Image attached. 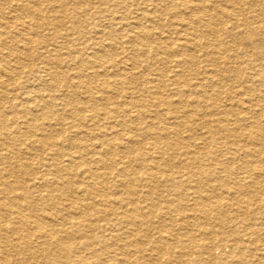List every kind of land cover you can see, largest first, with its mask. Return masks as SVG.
Instances as JSON below:
<instances>
[{"label": "rangeland", "instance_id": "374dc122", "mask_svg": "<svg viewBox=\"0 0 264 264\" xmlns=\"http://www.w3.org/2000/svg\"><path fill=\"white\" fill-rule=\"evenodd\" d=\"M185 1L187 0H24V2L20 0V3L23 2L24 4L32 5L34 8H37L36 10L39 13L35 16L26 12V10H22V8L17 5L19 2L16 0H0V68H7L8 70L10 69L9 71L11 73L14 72L12 73V78L8 76H4L3 78L6 84L4 86L5 89L0 87V111L7 115L6 118H12L10 115L12 112L15 113V117H17L13 120L16 123L11 124L12 122L9 121V126L5 129L6 131L8 129V132L11 133L10 137H5L4 134H1L2 131L0 130V140L8 138L6 141L12 142V144H9L10 147L0 146V152L8 153L13 158L15 157L14 159L18 160V163H29L31 161V163H29L30 166H28L25 171L22 172L18 170L15 171L14 174H10L9 177L6 175L5 177L9 179V181L17 183L19 187H21V190L23 189V192L27 195V201L30 202L34 208L36 207L33 213L26 209L24 210L27 218L25 220L26 222H24V232L32 234L30 237L32 246L25 247V242L27 241L12 234L7 229L4 237H8V240H6V238H0V262H2V264H74V261L71 260H69V262L62 261L64 260L63 257H60L57 262L54 261V257L49 258L44 255V245L42 246L40 244L41 241L37 239L36 230L30 222H32L33 219L38 220L45 218H48L44 220L48 228L55 225L54 227L57 229L61 230L62 228L63 230V232L53 231L51 242L55 243L57 247H61L63 243H66L63 239L76 236V238H74L75 245L67 243L70 244L72 248L73 259H79L80 263L81 261H85V263L82 264L94 263L93 259L95 258L89 257V246L97 250L103 248V254L101 256L104 258L108 257L107 259L109 260L102 261L101 264L105 262L108 263L109 261L116 262L114 252L129 248L133 251H143V249H145L144 252L147 253L144 256L138 253L130 255V257L128 256L130 258V264H196L198 260V264H224V260H229L231 258L232 264H249L250 259L254 257L257 250L252 251L251 249L257 246L248 245L245 250H241L236 244L229 245V243H226L224 240V237L228 239L233 237L232 235L227 237L226 233L223 236V229L226 231L233 226H236L238 229L239 224L233 219L235 212L233 211L234 206L226 209L217 208L216 211H210L212 215H208L206 212V215L210 219V225H206V227H212L216 233L211 235V239H209V236L198 234L203 230L201 227L202 222L200 221V219L204 217L202 212L203 208L207 210L215 209L211 201H202L200 196L207 192L216 205H223L222 207H225L226 201H229V195L224 192L228 188L224 187L223 182L220 181V179L213 178V176L208 177L205 174L194 175L191 169L180 162L183 152L181 149L171 150L170 152L173 153V157L171 158L166 156L167 154H162L165 157L162 160L163 156L160 151L166 152L163 140H157V143L161 146L158 147L153 139H146L142 142L141 139H136L141 138L140 136H135L140 135L142 132V129L137 127H143L147 124H151L154 131H160L162 127L176 126L175 119L167 118V114H164L159 106H152L151 90L145 88V82H157L158 79H162L164 84L167 85L165 90H163L164 95L177 100L180 109L185 108L186 111L192 110V107L195 106L194 98L189 97V93L184 95L183 93H178L174 90V85L168 86L171 80L174 79L176 75H179L178 77L181 80L180 85L183 83L181 85V91L184 92H188L190 89L192 90V84L194 85L195 83L202 82L203 85H209L206 71L211 70L212 64L206 61L208 57L204 55L205 49L202 45H193L194 47H192L193 54H195V64L189 62L182 63L183 59L188 57L182 42L183 40L186 42L189 39L186 34L183 35L182 33L181 35V33L178 32L182 30V23H189L192 28L197 27L200 33H202V30H204L203 27H205L202 22L206 23L210 21L212 27L220 28V31L217 33L218 35L216 34L215 37L219 41L216 40V43H218V47L221 48L220 50H223V53L226 51V54H223V59H225L223 62H230L231 66L235 67L231 69L224 68V64H220V68L224 70L223 75H220L225 76V80H221L220 82L224 85H237L241 83L244 78V76H242L238 79L230 80L228 75L230 71H227L228 69L232 70L237 68V70H243L245 73L243 72L242 74L246 75L255 73V71L257 72L258 69L264 66V29L259 23L260 20L264 22L262 20L264 19V0H260V3L256 4L254 0H231V2L230 0H206L208 9L204 8V10L199 12L197 10L190 11L189 8L185 7ZM192 1L198 2V0ZM237 2V6L234 7L233 4ZM196 11L198 12L197 14L201 22H198L195 18L197 17V14H194ZM7 12L9 13L7 14ZM229 13L235 14L234 17ZM255 13L263 17L259 16V20V18L254 16ZM15 15L21 16V19L14 20ZM173 15H176L177 18L175 17V19ZM181 19H184V21ZM254 24H256V26ZM38 26L39 29H37ZM143 30L149 31V34L143 35ZM110 32L113 33L110 34ZM256 32L261 33L259 34ZM3 35L6 36V42H4ZM132 39H134V41ZM98 51L103 56L105 54V56L94 64L87 63L88 60L94 61L98 59L96 54ZM16 54L18 57H16ZM232 54L235 55L233 56ZM79 56L81 58H79ZM210 57L212 56L210 55ZM251 60L254 61L252 62ZM138 65L141 67H138ZM166 74L168 75L166 76ZM216 74L219 75V73ZM118 75H123V77L127 76L128 80L133 81L135 86L131 84L129 86L130 88H125L124 91L118 92L119 85H114L113 87L114 80ZM166 79L167 81H165ZM80 82L87 83L88 86L91 87L90 90L84 87L83 84H78ZM104 83H108V85L100 88V85ZM183 85H185V88L182 87ZM96 87L98 89H96ZM2 90H6L7 93L2 94ZM208 90H212V87H208ZM221 90L228 91L226 88ZM103 91L110 96L106 101L100 99L101 94H104ZM5 94H8V98L3 96ZM96 96L98 98H96ZM242 96V100L246 103V106L252 104L247 96ZM90 97L99 99L95 105L99 110L95 112L94 119L89 116L92 114L91 112L97 109L93 110L90 107H86V105L90 103L89 101H91ZM229 98L234 100L232 96H229ZM37 99H39V101ZM136 99L141 100L142 104L140 105L142 106H131V109L134 111L132 114L130 113L128 117L125 115L121 117L113 115L112 112H106L115 105L126 107V102L129 103ZM261 101L258 103L254 102L253 106L258 109L261 107L264 109V99ZM231 103H233V101L228 100L226 93H223L216 100V105L227 104L229 106ZM7 105L12 106V109L6 107ZM103 107H105V109H102ZM67 109L76 110L78 114L85 117V119L75 123L72 118H70ZM205 112L209 116L208 119L216 120L218 117L214 111L209 109V105ZM40 114H42L44 118L40 116ZM139 114H142L141 117H145L140 123L137 124L135 122L134 124H130V122H128L127 124L130 125H125L122 127L124 129L120 130L122 129L121 126L117 124L119 118H124L129 121L133 120V117ZM38 117L39 119H37ZM189 119L193 125L192 133L200 138L198 142L201 144L207 142V147L212 148L214 151H221V154L215 157V160L207 159V162L210 163L208 166H210L212 170L213 168L216 169L222 166L227 169L228 173L232 172L234 176L240 177L244 170V165L254 160L255 163L248 167L249 169L254 168V175H251V178L243 177L244 179L240 182L239 198H241L243 202L239 209L241 213L248 210L247 213L244 214L247 216V220L253 217L255 223L259 224L261 219H257V216L258 218H264V190L250 193L249 189L252 188H249V183L255 181V186H264V140L263 143L258 145V143L255 142L254 145L242 137L240 145L227 146L224 144L227 134L220 132L219 136L221 138V143H215L208 131L211 125H209L208 128H202L196 125L193 119ZM25 122L35 123V125H33L35 127L28 131L22 125V123ZM262 123V133L264 135V115L262 116ZM77 124H79V127ZM121 133H127L128 139H123V142H125L127 147L131 146L134 148L132 153L125 152L126 148H122V141L119 139L121 138ZM183 135H187V133L183 134L181 132L179 136L172 133L169 138L170 140L174 138L180 139V136ZM38 138H51L52 141L57 143V146H53L52 148L50 147L52 145L49 143L45 145L46 148L44 147V149L36 143ZM106 138H108L109 141L106 140ZM137 141L139 143H137ZM102 142L109 143L103 147L101 146ZM153 142L156 144L155 147L157 148L155 151L157 150L158 153L151 147V143ZM244 148L246 149L244 150ZM253 148L254 155H248L246 150H252ZM64 154H69L70 156L67 155L63 157ZM72 154L76 155V157L81 156L79 159L86 162V165L90 164L97 168V172L102 173L106 171L108 173V178L103 177L98 179L100 187H97L98 190L95 194L88 196L77 187L82 180L86 181L87 177L82 174V172L80 173V170H78L79 168H73L74 170H71V167L62 166V168L65 167L61 173L63 176L61 175V178H58L57 169L55 170L54 167L55 163L61 162L64 165H69V159ZM92 155H94V158H92ZM21 157H24V159ZM41 157L43 159H41ZM99 157L103 158L110 169L107 168L106 165L94 161L95 158ZM149 157L151 159H149ZM155 163L160 165V171H164L165 175H175L180 181L177 180L170 183L165 180V175L162 180L146 179L145 176H150L151 173L150 170H148L149 165H154ZM126 166H130L129 168L131 171H127ZM44 168L50 170V173L44 172ZM0 170V178L2 179V169L0 168ZM227 171H223L222 173L217 172L216 174L217 176L224 175L227 177ZM118 173L124 174L125 178L132 180L131 184L133 188L131 187L132 191H130L131 197L135 199L138 198V205L142 208L140 211L141 216L138 218V221L136 222L135 220L136 223L132 222L135 226L123 222L122 217L114 212L117 211V197L125 195L123 193L121 194L123 191L122 187L116 183V174ZM55 181L58 183H55ZM63 181L66 186H68V189H70V198L74 200V204L70 205V201L62 204L64 200L59 201L55 199V202H53L55 205L45 206L47 214L42 215L41 208H44L37 195L42 194L47 198H51V194L55 196L59 195L60 192L56 190V184H61ZM257 182H260V184ZM182 183L187 185L186 187L188 190L184 189ZM231 186H233L232 183ZM73 187L74 193L71 192ZM45 188H47V190ZM231 189L236 190L234 187H231ZM0 201L10 202L12 200L7 194H3L0 191ZM107 201L108 204H106ZM59 202H61V204ZM251 202L254 203L255 206L254 204L250 206ZM151 203H155L159 210L157 211L154 210L153 207L151 208ZM193 203L200 204L192 205ZM39 204L41 207H39ZM88 205H95L97 209L100 208L108 212L109 217L100 220L97 213L94 215L91 213ZM188 205L192 207L186 210ZM166 206L170 207L169 213H167L168 223H163L160 214L164 211V207ZM220 211L222 213H219ZM62 213L66 215L64 226L59 223H54L56 221L53 222L55 219H60L59 217H61ZM185 214L190 216L194 215L195 220V222H192L187 228L191 235L196 234L197 237L195 240L196 242H192L194 247L192 251L195 250L198 252L197 248H201L208 239V241L210 240L213 244L212 247L214 246L213 253L215 254L214 256L218 258L216 262H210L206 254L200 256L198 253L191 252L190 254L189 252L187 255H183L182 252L185 250L182 234L187 230L181 229L182 226L180 222ZM141 219L144 221L143 223H140ZM89 222H92L93 225L89 226V224H87ZM8 224L11 225V222H8ZM103 224L107 226L106 229L103 228ZM152 224H154V227ZM263 227L264 226H262L260 230ZM258 230L257 228V231ZM103 231H106L108 235L106 242L103 241L101 237ZM77 232L80 233L74 234ZM83 234L87 237L92 236L93 241H88V238L85 236L82 237ZM160 234L167 238L165 240L162 239L161 243L158 241ZM178 234L179 236L177 237ZM260 235L261 233H258L257 237L261 239L259 243L262 244L264 235ZM66 236L68 237L66 238ZM130 241L134 243V245H130ZM147 241H151V245H149L154 246L156 250L153 251L151 247L146 245V243H148ZM87 242L91 245H88ZM105 246H107V248ZM161 247L162 250L165 249L162 254L160 252ZM170 250L174 253L173 256L167 254ZM156 254H159L160 257ZM85 256L92 259H86Z\"/></svg>", "mask_w": 264, "mask_h": 264}, {"label": "bare ground", "instance_id": "6f19581e", "mask_svg": "<svg viewBox=\"0 0 264 264\" xmlns=\"http://www.w3.org/2000/svg\"><path fill=\"white\" fill-rule=\"evenodd\" d=\"M7 1V0H6ZM17 2H19L20 0H16ZM40 1V0H39ZM183 1V0H182ZM214 1V0H212ZM24 2V0H23ZM17 3V5H19V7L22 8V10H26V12L28 13H31L32 15H38V11L36 10L37 8H34L32 5H28V4H24V3ZM27 2V1H26ZM38 2V1H37ZM154 2V1H152ZM231 2V0H230ZM235 2V1H234ZM242 2V1H241ZM250 2V1H249ZM255 4L256 3H260V0H254ZM8 3V2H7ZM10 3V2H9ZM160 3V2H159ZM233 3V2H232ZM248 3V1H247ZM15 4V3H14ZM31 4V3H30ZM49 4V3H48ZM57 4V3H56ZM238 2L233 4L234 7L237 6ZM243 4V2H242ZM9 5V4H8ZM16 5V4H15ZM52 5V4H51ZM164 5V4H163ZM167 5V4H166ZM184 5L185 7L189 8L190 11H195L197 10L198 12L199 11H202L205 9H208V5H207V1L206 0H198V2H194L192 0H187L184 2ZM183 5V6H184ZM258 5V4H257ZM256 5V6H257ZM7 6V4H6ZM10 6V5H9ZM13 6V5H12ZM160 6V4H159ZM250 6V5H249ZM15 7V6H14ZM50 8V7H49ZM56 8V7H55ZM54 8V9H55ZM128 8V7H127ZM147 8V7H146ZM174 8V7H173ZM255 8V7H254ZM61 9V8H60ZM106 9V8H105ZM230 9V8H229ZM152 10V9H151ZM215 10V9H213ZM10 11V9H9ZM107 11V10H106ZM142 11V10H141ZM158 11V10H157ZM156 11V12H157ZM195 12L194 14H197L198 12ZM220 11V10H219ZM13 12V11H12ZM86 12V11H85ZM243 12V11H242ZM241 12V13H242ZM9 12H7L8 14ZM11 13V12H10ZM114 13V12H113ZM117 13V12H116ZM151 13V12H150ZM220 13V12H219ZM239 13V12H238ZM13 14V13H12ZM225 14V13H224ZM228 14V13H227ZM231 16L234 17L235 14L233 13H229ZM2 15V14H1ZM119 15V14H118ZM187 15V14H186ZM189 15V14H188ZM192 15V14H191ZM237 15V14H236ZM3 16V15H2ZM131 16V15H130ZM238 16V15H237ZM255 17L259 18V16H262V15H257L256 13L254 14ZM21 16H14V20H18V19H21L20 18ZM108 17V16H106ZM133 17V16H132ZM131 17V18H132ZM138 17V16H137ZM173 17L175 18L176 15H173ZM213 17V16H212ZM246 17V16H245ZM263 17V16H262ZM59 18V17H58ZM177 18V17H176ZM175 18V19H176ZM179 18V17H178ZM196 20L198 22H201V19L200 17L198 16L197 14V17H195ZM236 18V16H235ZM118 19V18H116ZM124 19V18H123ZM134 19V17H133ZM158 19V18H157ZM225 19V17H224ZM228 19V18H227ZM136 20V19H135ZM138 20V19H137ZM143 20V19H142ZM182 21H184V19H181ZM231 20H234V19H231ZM240 20V19H239ZM260 20V18H259ZM264 21V19H262ZM11 23V22H10ZM43 23V22H42ZM182 23V22H181ZM260 26L264 29V22H262L260 20ZM98 24V23H97ZM108 24V23H107ZM179 24V23H178ZM202 24L205 26L203 27L204 30H202V33H200V30L197 28V27H194L192 28L189 23H182L181 27H182V30L178 31L179 33H183V35H187L188 39L186 42L183 40L182 44L183 46L185 47V51L187 52L186 55L188 57H185V59H183V62L182 63H192V64H195V54H193V48L194 47L193 45H202V47L205 49V54L206 57H208V60H206L208 63H211L212 64V68L211 70H207L206 71V74H207V82L209 85H203L202 82L200 83H195L194 85L192 84L193 88L192 90L190 89V91L188 92H184V91H181L182 88H181V84L180 85V79H179V75H176V77L174 79L171 80V83L168 84V86H173L174 85V90H176L178 93H183L184 94H188L189 97H192L194 98V104L195 106L192 107V110H188L186 111L185 108L183 109H180V106L178 105L179 102H177V100L171 98V97H168V96H165L164 93H163V90H165L166 86L163 82L162 79H158V81H147L145 82L146 85H145V88H149L151 90V94H152V106H155V107H158L160 108V110H163L164 114H167V118H171V119H175L176 120V126L175 127H171V126H168V127H162L160 129V131H154V129L151 127L152 125L151 124H147L143 127H137V128H141L142 129V132L140 133V135H135V136H140L141 138H136L137 140L141 139V141L143 142L144 140L146 139H153L154 142L157 144H152V149L155 151V149L158 146V147H161L159 146V144L157 143V140H163L164 143H165V151L166 152H161V155L162 154H167L166 156H168L169 158L173 157V153L170 152L171 150H174V149H181L183 152H182V160H180L181 163L185 164L187 168L191 169L192 173L194 175H198V174H205L207 175L208 177H211L213 176V178H217V179H220V181L223 182L224 184V187L225 188H228L226 189L224 192L225 194H228L229 195V198L228 200L229 201H226V206L225 207H222V206H219V205H216V203L211 200V196L210 194H208L206 191V193H204L202 196H200V199L202 201H205V200H209L212 202L213 206L215 207V209H212V210H207L206 208H203V214H204V217H202V219H200V221L202 222V231H200L198 234L199 235H205V236H209V239H211V235H214L216 233L215 230H213V228L207 226L206 225H210L209 223V217L206 215V212L208 215H212V212L210 211H216L217 208L219 209H226V208H231L232 206H234V217L233 219L237 221V223L239 224L238 225V229L236 226H233L229 229H227L226 231L223 229L224 231V234L223 236L227 235V237L229 235H232L233 238H225L224 237V240L226 241V243H229V245H234L236 244L238 247H240L241 250H245V248L249 245V246H257L255 248H252L251 250H257V252H255V255L254 257H252L249 261V264H264V241H262L263 243L260 244L259 243V240L261 241V239L259 237H257V234L258 233H261V235H264V227L260 230V228L262 226H264V218L263 217H259L257 216V219H261L260 223L259 224H256L255 223V219L253 217H251L249 220H247V216L244 215L245 213H247L248 210L244 211L243 213H241L239 207L241 208V203L243 202V200L241 198H239V195H240V189L239 187L241 186V183L242 182V179L244 178H251L252 176L251 175H254L253 173V170L254 168H251L249 169V165H253L255 162L254 160H251L250 162L246 163V165H244V170L242 171V175L239 177L236 175L234 176L232 172L228 173L227 169L225 167H222L220 166L219 168H216L212 170V168L210 166H208L210 163H208L207 159H216L215 157H217L218 155L221 154V151L220 150H216L214 151L212 148H209L206 146L207 142H204L203 144H201L200 142H198V136H195L192 130V127L193 125L191 124V121L189 118L193 119L196 123V125H198L199 127H207L209 125H211V128H209V132L211 134V137H212V140L215 141V143H221V138H220V132H223L225 134H227V137L225 138V142L224 144L229 146V145H232V146H238L240 145L241 143V138L243 137L246 141H249L251 144H254L255 142L259 144L263 143V140H264V135L262 133V126H263V123H262V116L264 115V109L261 107L260 109L258 108H255L253 106V103L254 102H260L262 99H264V66L260 69L257 70V72L255 71V73H252V74H242L244 71L242 70H237L236 69H232V70H227V71H230L228 74L229 75V79L230 80H235V79H238L242 76H244L243 78V81L237 85L235 84H232L230 86H228L227 84H223L222 82H220L221 80H225V76H222L223 75V72L224 70L220 68V64H224V68H232L234 66H231V63L230 62H223V59L224 56L223 54L226 52L223 53V50H220L221 48L218 47V43H216V40L217 38L215 37V35L220 31V28L219 27H212L210 21L209 22H202ZM226 24V23H225ZM1 25V24H0ZM4 25V24H3ZM35 25V24H34ZM45 25V24H44ZM133 25V24H132ZM223 25V24H222ZM243 25V23H242ZM256 26V24H254ZM123 26V25H122ZM137 26V25H136ZM140 26V25H139ZM146 26V25H144ZM214 26V25H213ZM218 26V25H217ZM125 27V26H124ZM127 27V26H126ZM223 27V26H222ZM243 27V26H242ZM249 27V26H248ZM258 27V25H257ZM146 28V27H145ZM151 28V27H150ZM235 28V26H234ZM244 28V27H243ZM37 29H39V26L37 27ZM131 29V28H130ZM133 29V28H132ZM9 30V29H8ZM260 30V29H259ZM30 31V30H29ZM122 31V30H121ZM142 31V30H141ZM169 31V30H168ZM176 31V30H175ZM246 31V30H245ZM264 31V30H263ZM20 32V31H19ZM26 32V31H25ZM130 32V31H129ZM171 32V31H170ZM176 32V33H178ZM23 33V31H22ZM113 33V32H112ZM110 32V34H112ZM178 33V34H179ZM211 36H210V34ZM233 33V32H232ZM256 33H261V32H256ZM21 34V33H20ZM102 34V33H100ZM99 34V36H100ZM146 34H149V31H145L143 30V35H146ZM160 34V33H159ZM168 34V33H167ZM223 34V33H222ZM13 35V34H12ZM22 35V34H21ZM29 35V34H28ZM98 35V34H97ZM104 35V34H103ZM151 35V34H150ZM154 35V34H153ZM156 35V34H155ZM218 35V34H217ZM236 35V34H235ZM24 36V35H23ZM152 36V35H151ZM213 36V37H212ZM222 36V35H221ZM6 36L3 35V39H4V42H6ZM175 37V36H174ZM135 38V37H134ZM142 38V37H141ZM144 38V37H143ZM169 38V37H168ZM184 38V37H183ZM34 39V38H32ZM131 39V38H130ZM170 39H173V38H170ZM176 39V37H175ZM229 39V38H228ZM23 40V39H22ZM134 41V39H132ZM141 40V39H140ZM143 40V39H142ZM158 40V39H157ZM160 40V39H159ZM138 41V40H137ZM144 41V40H143ZM146 41V40H145ZM161 41V40H160ZM181 41V39H180ZM218 41V40H217ZM31 42V41H30ZM147 42V41H146ZM219 42V41H218ZM135 43V42H134ZM148 43V42H147ZM146 43V44H147ZM224 43V42H223ZM28 44V43H27ZM118 44V43H117ZM170 44V43H169ZM168 44V45H169ZM180 44V43H179ZM217 44V46H216ZM231 44V42H230ZM3 45V44H2ZM17 45V44H15ZM166 45V44H165ZM167 45V46H168ZM171 45V44H170ZM89 46V45H88ZM195 46V47H196ZM254 46V44H253ZM50 47V46H48ZM107 47V45H106ZM144 47V46H143ZM155 48V47H154ZM202 48V49H203ZM122 49V47H121ZM160 49V48H159ZM30 50V49H29ZM119 50V49H118ZM227 50V48H226ZM32 51V50H31ZM34 51V50H33ZM101 51V50H100ZM124 51V50H123ZM14 52V51H13ZM95 52V51H94ZM111 52V51H110ZM144 52V51H143ZM231 52V51H230ZM258 52V51H257ZM22 53V52H20ZM147 53V52H146ZM158 53V52H157ZM248 53V51H247ZM250 53V52H249ZM253 53V52H251ZM2 54V53H1ZM12 54V53H11ZM97 56H98V59H95L94 61L92 60H88L87 63H92L94 64L95 62H98V60L102 59L104 56L98 51L96 52ZM226 54V53H225ZM224 54V55H225ZM246 54V53H245ZM263 54V53H262ZM34 55V54H33ZM92 55V54H91ZM153 55V54H152ZM210 55L212 57H210ZM233 55V54H232ZM235 55V54H234ZM233 55V56H234ZM5 56V55H4ZM240 56V55H238ZM246 56V55H245ZM250 56V55H249ZM248 56V57H249ZM262 56V55H261ZM16 57L17 54H16ZM205 57V58H206ZM254 57V55H253ZM264 57V56H263ZM7 58V57H6ZM79 58H81L79 56ZM140 58V57H139ZM148 58V57H147ZM240 58V57H239ZM250 58V57H249ZM248 58V59H249ZM149 59V58H148ZM155 59V58H154ZM231 59V58H230ZM6 60V59H5ZM54 60V59H53ZM52 60V61H53ZM257 60V59H256ZM109 61V60H108ZM163 61V60H162ZM252 61V60H251ZM254 61V60H253ZM252 61V62H253ZM78 62V61H77ZM248 62V61H247ZM257 62V61H256ZM155 63V62H154ZM210 64V65H211ZM219 64V65H218ZM142 65V64H141ZM73 66V65H72ZM102 66H105V65H102ZM129 66V65H128ZM146 66V65H145ZM143 66V67H145ZM153 66V65H152ZM209 66V65H208ZM219 66V67H218ZM98 67V66H97ZM130 67V66H129ZM138 67H141L138 65ZM11 68V67H10ZM95 68V67H94ZM235 68V67H234ZM250 68V67H249ZM258 68V67H257ZM256 68V69H257ZM7 69V68H6ZM4 68H0V87L2 89H5V82L3 81V78L4 76H8L9 78H12V73L14 72H10L8 69L6 70ZM71 69V68H70ZM75 69V68H74ZM88 69H92V68H88ZM133 69V68H132ZM131 69V70H132ZM239 69V68H238ZM246 69V68H245ZM244 69V70H245ZM251 69V68H250ZM77 70V69H76ZM121 70V69H120ZM126 70V69H125ZM199 70V69H198ZM73 71V70H72ZM75 71V70H74ZM134 71V70H133ZM201 71V69H200ZM204 71V70H202ZM76 72V71H75ZM135 72V71H134ZM168 72V71H167ZM247 72V71H246ZM216 73H219V75H217ZM245 73V72H244ZM16 74V73H15ZM101 74V73H99ZM177 74V73H176ZM222 74V75H220ZM89 75V74H88ZM135 75V74H134ZM168 74H166L167 76ZM202 75V74H201ZM85 76V75H84ZM48 77V76H47ZM163 77V76H162ZM228 77V76H227ZM194 78V77H193ZM18 79V78H17ZM190 79V78H189ZM240 80V79H239ZM11 81V80H10ZM167 81V79L165 80ZM169 81V80H168ZM155 82V83H154ZM183 82V81H182ZM196 82V81H195ZM199 82V81H198ZM206 82V83H207ZM15 83V82H14ZM42 83V82H41ZM167 83V82H166ZM186 83V82H184ZM193 83V82H192ZM225 83V82H224ZM78 84H83L84 87H86L88 90H90L91 87L88 86L87 83H78ZM133 84V81L131 80H128V77H123V75H118L117 78H115L114 80V84H113V87L114 85H119V89H118V92H122L124 91L125 88H130L129 86ZM107 84H102L100 85L102 87H105L107 86ZM188 85V84H187ZM135 86V85H134ZM185 85H183L182 87H184ZM228 86V87H227ZM36 87V86H35ZM137 87V86H136ZM188 87V86H187ZM186 87V88H187ZM208 87H212V90H208ZM7 88V87H6ZM31 88V87H30ZM185 88V87H184ZM191 88V87H190ZM228 90V91H222L221 89H225ZM27 89V88H26ZM96 89H98L96 87ZM137 89V88H136ZM162 89V90H161ZM219 89V90H218ZM1 90V89H0ZM3 91V90H2ZM100 91V90H99ZM98 91V92H99ZM180 91V92H179ZM96 92V91H95ZM104 94H101V97L100 99L102 100H108L110 98L109 95H107V93L105 91H103ZM1 93V92H0ZM4 93H7L6 90H4L2 92V94ZM136 93V92H135ZM223 93H226L227 94V97H228V100H232L233 103H231L229 106L227 104H218L216 105V100L219 96H221ZM30 94V93H29ZM150 94V93H149ZM242 95L244 96H247L249 99L250 102H252L251 105H245L246 103L242 100ZM5 96V98H8V94H5L3 95ZM30 96V95H29ZM35 96V95H34ZM94 96V95H93ZM140 96V95H139ZM229 96H232L233 99H230ZM242 96V97H241ZM36 98V96H35ZM39 98V97H38ZM95 97H90V100L89 101L90 103L88 105H86V107H90L92 108L93 112H91L92 114L89 116L90 118L94 119L95 117V112L99 110V108H96L95 105L97 104V102L99 101V99H96L98 98L96 96V100L94 99ZM131 98V97H130ZM137 98V97H135ZM178 99V98H177ZM39 101V99H37ZM63 100V99H62ZM30 101V100H29ZM28 102V101H27ZM262 102V101H261ZM39 104V103H38ZM117 104V103H116ZM142 104L141 103V100L140 99H136V100H133L129 103L126 102V107H122V106H113L111 107L112 109H109L107 110L106 112L107 113H113V115H118V116H121L123 117L124 115L125 116H130L129 114L133 113L134 110L131 109V106H134V105H139V106H142L140 105ZM191 105V104H190ZM208 105H209V109H211V111H214V113L218 116L216 120H211V119H208L209 116L207 115V113L205 112L206 108H208ZM258 105V104H257ZM21 106V105H20ZM51 106V105H50ZM105 106V105H104ZM108 106V105H107ZM110 106V105H109ZM6 107H9L10 109H12V106H6ZM101 107V106H100ZM259 107V106H258ZM28 109V108H27ZM102 109H105V107H103ZM2 110V108H1ZM237 110V112H236ZM35 112V111H34ZM67 112L69 113L70 115V118H72V120L76 123L80 122L81 120L85 119V117L81 116L80 114H78V112L76 110H73V109H67ZM157 112V111H156ZM161 112V111H160ZM10 113V112H9ZM24 113V112H23ZM28 114V113H27ZM170 114V115H169ZM214 114V115H215ZM10 115L12 116V118H6L7 115H5L4 112L0 111V130L2 131L1 134H4L5 137H10L11 136V133L8 132L9 130L7 129V131L5 130L9 124L8 122L11 121L13 123H16L15 121H13L16 116L15 113H10ZM30 115V114H28ZM9 116V115H8ZM40 116H42V114H40ZM142 114H139V115H136V117H133V120H129L127 121V119H124V118H119L118 120V125L121 126V128L125 125H130L131 123H140L142 119H144L145 117H141ZM233 116V117H231ZM25 117V116H24ZM29 117V116H28ZM31 117V116H30ZM43 117V116H42ZM115 117V116H114ZM44 118V117H43ZM32 119V118H31ZM39 119V117L37 118ZM7 120V121H6ZM44 120V119H43ZM192 120V122H193ZM23 122V121H22ZM128 122H130V124H127ZM170 124V123H169ZM22 125L28 130L30 131L32 128H34L35 126V123H29V122H25V123H22ZM49 125V124H48ZM38 126V125H37ZM77 126L79 127V124H77ZM85 126V125H84ZM103 126V125H102ZM71 128V127H70ZM47 129V128H46ZM49 129V127H48ZM64 129V128H63ZM124 128L120 129V130H123ZM241 130V131H240ZM0 131V132H1ZM25 131V130H24ZM98 131V130H97ZM13 132V131H12ZM18 132V130H17ZM16 132V133H17ZM58 132V131H57ZM60 132V131H59ZM187 133V135H183V136H180L181 138L180 139H176L174 138L173 140H170L169 136L173 133L174 135L176 136H179L180 133ZM20 133H23V132H20ZM25 133V132H24ZM41 133V132H40ZM21 135V134H20ZM26 135V134H25ZM33 135V134H32ZM80 135V134H79ZM121 138H119L122 143L121 145L123 146L122 148H126L125 152H129V153H132L134 151V148L131 147V146H126L125 145V142H123V139H128V135L127 133H121ZM205 135V134H203ZM104 136V135H102ZM206 136V135H205ZM30 137V136H29ZM96 137V136H95ZM107 137V136H105ZM222 137V136H221ZM117 138V137H115ZM6 139L8 138H3L0 140V146H7V147H10L9 144H12V142H8V140L6 141ZM95 139V138H94ZM118 139V138H117ZM243 139V140H244ZM13 140V139H12ZM71 140V139H70ZM97 140V139H96ZM106 140L109 141L108 138H106ZM131 140V139H130ZM156 140V141H155ZM10 141V140H9ZM15 141V140H14ZM51 138H38L36 140V143L38 145H40L42 148H46V144H51L53 148V146H57V143H55L54 141H52ZM114 142V141H113ZM97 143V142H95ZM109 143V142H108ZM107 142H102V145L104 147V145H108ZM128 143V142H127ZM137 143H139L137 141ZM15 144V143H14ZM114 144V143H113ZM255 145V144H254ZM34 146V145H33ZM257 146V145H256ZM70 147V146H69ZM116 147V146H115ZM34 148V147H33ZM44 148V149H45ZM100 148V147H99ZM246 148H244L245 150ZM13 150V149H12ZM2 151V150H1ZM157 151V150H156ZM155 151V152H156ZM248 152V155H254V148L252 150H246ZM72 152V151H71ZM12 153V152H11ZM31 153V152H30ZM37 153V152H35ZM158 153V151L156 152ZM23 154V153H22ZM27 154V153H26ZM71 154V153H70ZM69 154H64L63 157L67 156ZM24 156V154H23ZM70 156V155H69ZM94 155H92V158ZM163 156V155H162ZM25 157V156H24ZM24 157H21L24 159ZM81 157V156H80ZM80 157H76V155L72 154L71 155V158L69 159V165H64L62 164L61 162H57L55 163L54 167H55V170L57 171V176L58 178H61V173L62 171L64 170L62 166H67V167H71L72 169L71 170H74L75 168H79L78 170H80V173L82 172V174L86 175V181L85 180H82L80 182V185L77 187L79 189H81V191L88 195V196H91L93 194H95L98 190V186L100 187V183H99V180L100 178H103V177H106L108 178L107 176V172H102V173H99L97 172V168L91 166L90 164L89 165H86V162H83L81 161V159H79ZM15 158V157H14ZM10 154L8 153H4V152H0V168L2 169V179L0 178V191L3 193V194H7L10 199L12 201L10 202H6V201H0V238H6V240H8V237H4L7 229L14 235L16 236H19L20 238H23L24 241H27L25 242V247H31L32 246V243L30 242V237L32 236V234L30 233H27V232H24L25 231V223L26 222L25 220L27 219L26 218V213L24 212V210L26 209L27 211L29 212H34L36 210V207L34 208V206L27 201V195L23 192V189L21 190V187H19V185L17 183H14V182H11L9 181V179H7L5 177L6 176H10V174H14L15 171H18V170H21L22 172L25 171L27 169L28 166H30L29 163H31V161L29 163H26V162H22V163H18L17 161L18 160H15ZM20 158V157H19ZM84 158V157H83ZM165 157L163 156L162 157V160L164 159ZM27 159V158H26ZM41 159H43L41 157ZM149 159H151L149 157ZM114 160V159H113ZM35 161V160H34ZM94 161H96V163H99V164H103V165H106L105 161L103 160V158L99 157V158H95ZM44 162V161H43ZM112 165V164H111ZM107 166V165H106ZM130 166H126V170L127 171H131V169L129 168ZM259 167V166H258ZM35 168V167H34ZM74 168V169H73ZM107 168L110 169L109 166H107ZM100 169V168H99ZM148 170H150V176H145L146 179H156V180H162L164 178V171H160V165H157V163H155L154 165H149L148 167ZM165 170V169H164ZM124 171V169H123ZM223 171H227L228 173V176L225 177L224 175L222 176H217V172L218 173H222ZM44 172H48L50 173V170H48L47 168H44ZM264 172V171H263ZM0 173H1V170H0ZM262 174V173H260ZM36 175V174H35ZM187 175V174H186ZM249 175V176H248ZM39 176V175H37ZM49 176V175H48ZM63 176V175H62ZM165 180L170 182V183H173L174 181H180L178 179V177H176L175 175L171 176L170 174L168 175H165ZM261 176V175H260ZM41 177V176H40ZM207 177V178H208ZM244 177V178H243ZM110 178V177H109ZM116 178H117V181L116 183H118L119 186L122 187V192L121 194H125V195H120L118 196V202L116 203V210L117 211H114L115 213H117L120 217H122V221L125 222V223H129L131 225H134L135 224H132V222L134 223L135 220L136 222L138 221V218L141 216V213L140 211L142 210V208L138 205V198L135 199V198H132L131 197V194H130V191H132L131 187H132V180H129L127 178L124 177V174H121V173H118L116 174ZM114 179V178H113ZM14 181V180H13ZM210 181V180H209ZM103 182V181H102ZM55 183H58L57 181H55ZM231 183L233 184V186H231ZM258 184H260V182H257ZM102 184V183H101ZM250 186L249 188H252V189H249V192L250 193H253V192H258L260 190H264V186H255L256 182L255 181H251L250 183ZM171 185V184H170ZM182 185H184V189L188 190V188L186 187L187 185H185L184 183H182ZM56 187H57V191L60 192L59 195H54V194H51L50 196H52L51 198H47V197H44L42 194H39L37 195L38 198L40 199L41 203L43 204V208H41V211H42V215H46V210H45V206H53L55 205V199L61 201V200H64L62 202V204L64 203H68L70 201V205H73L74 204V200L71 199V193H70V189H68V186H66L65 182L63 181L61 184H56ZM231 187H234L236 188V190H232ZM133 188V187H132ZM47 190V188H45ZM45 189H43L44 191H46ZM21 190V192L19 193V191ZM31 192V190H30ZM43 192V191H42ZM71 192L74 193V187L71 189ZM152 193V192H150ZM224 195V194H223ZM48 196V197H50ZM227 198V196H226ZM36 200V199H35ZM166 202V201H165ZM8 203V204H7ZM61 204V202H59ZM204 203V202H202ZM95 204V203H94ZM108 204V201L107 203ZM200 203H193L192 205H198ZM236 204V205H235ZM252 206L254 203H250ZM67 205V204H66ZM68 206V205H67ZM102 206V205H101ZM255 206V204H254ZM39 207L40 204H39ZM154 208V210H159L157 205L155 203H151V208ZM189 207H192L191 205H188L186 210L189 209ZM204 207H207V206H204ZM88 208L91 210V213L94 215L95 213L98 214V217L101 219H106L109 217V213L104 211V210H101L100 208L97 209V207L94 205H88ZM257 208V207H256ZM193 209V208H192ZM169 210H170V207L166 206L164 207V211L160 214L161 215V221L163 223H168V217H167V213H169ZM55 211V210H54ZM162 211V210H161ZM219 213H222L221 211ZM257 215V214H256ZM66 215H64L62 213L61 217H59L60 219L58 220H53L56 221L54 223H59L60 225H65V220H66ZM45 219H48V218H45ZM45 219H38V220H32V222H30L31 225H33V227L35 228L36 230V236H37V239L40 240V244L43 246L44 245V249H43V253L45 256L47 257H51L53 258L54 257V261H59L58 259L60 257H63L64 262H69V260L71 261H74V264H82V263H85V261H81V263L79 262V259H73V255H72V248L70 246V244L68 243H71L72 245H75V239L76 236H73V237H70L69 239H63L64 242L66 243H63V245L60 247H57L55 245V243L51 242V238L53 237V231L54 232H63L62 228L61 230L60 229H57L56 227L54 226H50V228L47 227V225L45 224ZM254 219V221H253ZM220 220V218H219ZM191 221V223H190ZM214 221V220H213ZM216 221V220H215ZM8 222H11V225L8 224ZM48 222V221H46ZM67 222V221H66ZM85 222V221H84ZM135 222V223H136ZM144 221L141 219L140 223H143ZM170 222V221H169ZM192 222H195L194 220V215L190 216V215H184V218L182 219V221L180 222L181 223V229H184V230H187L188 228V225L192 224ZM51 223V222H50ZM29 224V225H30ZM89 224V226L93 225V223L89 222L87 223ZM86 224V226H87ZM152 226L154 227V224H152ZM106 225L103 224V228L106 229ZM257 228L259 229L257 231ZM6 229V230H5ZM205 230V231H204ZM3 231V232H2ZM80 232H77V233H74V234H79ZM260 235V236H261ZM85 234L82 235V237H84ZM107 234H106V231H103L102 233V238H103V241L106 242L107 240ZM179 236V234L177 235V237ZM68 236H66L67 238ZM86 238H88V241H93V237L90 236V237H87L85 236ZM203 237V236H202ZM216 237V236H214ZM213 237V238H214ZM182 238L184 239L183 240V244H184V252L183 255H187L189 252L191 254L192 253H198L200 256L202 255H207L209 258L208 260L210 262H216L218 260L217 257H215L214 253H213V247H212V243L210 242V240L208 241V239L206 240V243L204 245H202L201 248H197L198 249V252L193 250L194 247H193V244L192 242H196V234L194 235H191L190 232L187 230L186 232H184L182 234ZM19 239V238H17ZM26 239V240H25ZM162 239H167L164 235L160 234V237L158 239V241L161 243V240ZM202 239V238H201ZM10 240V239H9ZM149 240V239H148ZM5 241V240H4ZM19 241V240H18ZM101 241V242H103ZM201 241V240H200ZM7 242V241H5ZM68 242V243H67ZM148 243H146V245H148L149 247H151L154 250L155 247L154 246H150L151 245V241H147ZM248 243V244H247ZM54 244V245H53ZM88 245H91L89 244V242H87ZM130 245H134V243H131V241L129 242ZM150 244V245H149ZM154 244V242H153ZM156 244V243H155ZM109 246H111L110 244H107ZM174 245V244H173ZM162 246V245H161ZM90 247V255L89 257H92V258H95L93 259V262L94 263H91V264H101L102 261H107L109 259L107 258H104L102 257L101 255L103 254L102 253V249H92L91 246ZM107 248V246H105ZM3 249V248H2ZM81 249V248H80ZM248 250V249H247ZM14 251V250H13ZM22 251V250H20ZM145 249L142 250H135L133 251L132 249H120L119 252H114L115 253V258H116V262L114 261H109L108 263H104V264H130L129 262V257L130 255H134L135 253H138V254H141L142 256L146 255L147 253L144 252ZM160 251V249H159ZM165 251L162 250V247H161V254ZM79 252V251H78ZM22 253V252H21ZM76 253V252H75ZM144 253V254H143ZM79 254V253H78ZM170 256H173L174 253L170 250L169 253ZM158 257L159 254H156ZM31 256V255H30ZM129 256V257H128ZM4 257V256H3ZM79 257V255H78ZM77 257V258H78ZM86 257V256H85ZM89 257H86V259H88ZM230 257V256H229ZM82 258V257H81ZM92 258H89V259H92ZM152 258V257H151ZM221 258H224V257H221ZM227 258V257H226ZM175 260V259H173ZM224 260V259H222ZM171 261V259H170ZM190 261V260H188ZM17 262V261H16ZM56 262V263H57ZM63 262V263H64ZM92 262V261H90ZM243 262V261H242ZM199 263V260L196 261V264ZM232 258L229 259V260H224V264H232ZM0 264H2V262H0ZM89 264V263H87Z\"/></svg>", "mask_w": 264, "mask_h": 264}]
</instances>
